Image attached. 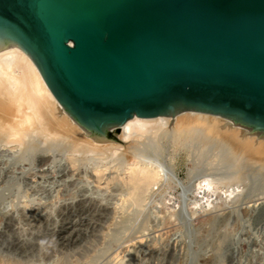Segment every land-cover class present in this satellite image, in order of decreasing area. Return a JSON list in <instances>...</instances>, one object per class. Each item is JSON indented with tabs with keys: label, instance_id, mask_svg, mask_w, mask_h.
<instances>
[{
	"label": "water",
	"instance_id": "1",
	"mask_svg": "<svg viewBox=\"0 0 264 264\" xmlns=\"http://www.w3.org/2000/svg\"><path fill=\"white\" fill-rule=\"evenodd\" d=\"M24 49L92 141L134 115L223 116L207 131L264 159V0H0V50Z\"/></svg>",
	"mask_w": 264,
	"mask_h": 264
},
{
	"label": "rangeland",
	"instance_id": "2",
	"mask_svg": "<svg viewBox=\"0 0 264 264\" xmlns=\"http://www.w3.org/2000/svg\"><path fill=\"white\" fill-rule=\"evenodd\" d=\"M169 132L142 153L140 165L163 170L136 200L120 156L98 181L60 146L29 152L0 141V264H264V159L236 167L208 131L205 141ZM207 177L210 206L196 188ZM41 205L47 212L35 218Z\"/></svg>",
	"mask_w": 264,
	"mask_h": 264
},
{
	"label": "bare ground",
	"instance_id": "3",
	"mask_svg": "<svg viewBox=\"0 0 264 264\" xmlns=\"http://www.w3.org/2000/svg\"><path fill=\"white\" fill-rule=\"evenodd\" d=\"M185 112L186 115L188 114V117H184ZM178 114H180V116ZM203 114L208 115L209 113L186 110L175 115L161 114L153 117H142L134 115L121 126L120 130V139L125 143H132L131 146L116 143L114 141H92L90 139L84 138L79 133L72 131L65 125L64 120H71L70 116L67 114L60 101L56 98L54 93L49 88L37 64L24 49L10 46L8 48L0 50V141L8 145L15 144L19 147L29 148V152L33 147L46 146L51 150V148L53 147L57 148L58 146H60L62 147L61 149L66 154H68L70 158L69 161L72 165H80V163L86 165L87 169H92V171L95 172L94 176L93 174L92 176L96 177L98 181L107 176V173L105 172L108 171L111 163H113V160L116 159V157L118 158V156H120L118 160L120 158L122 160L120 159L121 162L118 161L119 167L127 170L130 169L131 171L128 181L126 182L127 184L129 182L130 191H128L129 185L125 186L127 187V192L129 193V195L132 194L130 196L131 199L134 195L136 197H134L135 200L138 199L137 197L139 196H136V194L140 190L142 191L146 189L147 186L149 187V185H154L155 180L157 182L156 178L162 175V165H156L159 168H156L155 166V169L154 167L153 169L145 167L147 165H140L141 161L143 162L144 160L142 159V155L145 154L144 152L145 149H147V146H149L150 144H152L151 146H153V144L157 143L158 137L162 133H170L169 130H172L176 134H198V136H200V138H203L204 140V135H207V137H209L208 134H206L209 121H207L208 119H206V116L204 117ZM194 115H196V117H194ZM171 117H176L174 118L175 124H177L176 128L175 126L171 127ZM202 132L204 133V135L202 134ZM209 134L211 133L209 132ZM214 136L215 135H213V137ZM211 137L212 134L208 139H210ZM208 139L207 142L210 143L211 141H209ZM217 139L219 140L218 137L216 138V140ZM221 143L225 142L223 141ZM218 144L216 143V145ZM225 144L227 148H229L228 150H230V157L232 159L230 160L233 166L237 167L239 163L243 162V160H253L254 162H256V160L258 161L259 159L258 157L235 149L227 143ZM213 145H215V143H213ZM155 146H157V144H155L154 147ZM218 147L221 146L218 145L216 151L219 150V152H221L222 149L223 153L227 151V148H222L220 150V148ZM222 147L225 146L223 145ZM112 158L113 160H110ZM234 171L233 173L236 172ZM87 172L89 171H86L85 177L88 176ZM214 183L215 182H213L212 178L207 177L198 184V187H196L198 189V193H201V195L203 192L202 189L204 190L203 197H201L200 195L199 196L201 199H206L208 206H210L212 203L211 200H209L210 195L208 193L210 191H215ZM145 185L147 186L145 187ZM234 190L235 189L227 190L229 191L228 195H232L234 193ZM227 191L225 192L227 193ZM200 198L198 199L201 200ZM202 202L205 201H195L197 205ZM133 204L135 203L133 202ZM47 209L48 208H45V206L43 205L36 206L33 207L32 214L35 218H40L45 215ZM27 216L29 215L27 214Z\"/></svg>",
	"mask_w": 264,
	"mask_h": 264
}]
</instances>
